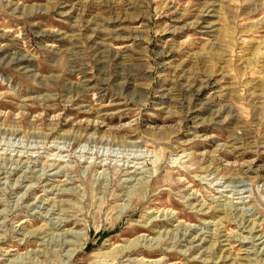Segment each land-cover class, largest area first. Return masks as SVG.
Listing matches in <instances>:
<instances>
[{"label":"rangeland","instance_id":"obj_1","mask_svg":"<svg viewBox=\"0 0 264 264\" xmlns=\"http://www.w3.org/2000/svg\"><path fill=\"white\" fill-rule=\"evenodd\" d=\"M0 264H264V0H0Z\"/></svg>","mask_w":264,"mask_h":264},{"label":"bare ground","instance_id":"obj_2","mask_svg":"<svg viewBox=\"0 0 264 264\" xmlns=\"http://www.w3.org/2000/svg\"><path fill=\"white\" fill-rule=\"evenodd\" d=\"M50 175V174H49Z\"/></svg>","mask_w":264,"mask_h":264}]
</instances>
